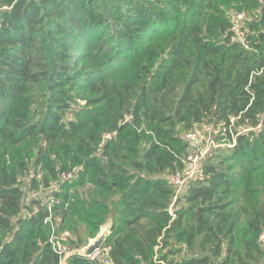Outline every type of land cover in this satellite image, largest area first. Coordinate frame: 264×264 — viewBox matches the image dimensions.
Segmentation results:
<instances>
[{
	"label": "trees",
	"instance_id": "16d2710c",
	"mask_svg": "<svg viewBox=\"0 0 264 264\" xmlns=\"http://www.w3.org/2000/svg\"><path fill=\"white\" fill-rule=\"evenodd\" d=\"M263 69L264 0H0V264H264ZM232 119L175 201L185 135Z\"/></svg>",
	"mask_w": 264,
	"mask_h": 264
},
{
	"label": "built area",
	"instance_id": "2783aa9c",
	"mask_svg": "<svg viewBox=\"0 0 264 264\" xmlns=\"http://www.w3.org/2000/svg\"><path fill=\"white\" fill-rule=\"evenodd\" d=\"M231 17L232 32L235 35L234 39L245 44L246 31L244 30V24L247 21L246 14L234 13ZM263 71L264 69L260 73H263ZM234 126V119H232L230 128H227L224 124H221L217 127L211 125H203L200 130L185 135V140L190 144V154L187 158V161L185 162L186 167L183 171L177 172L168 178L170 184L175 189V201L186 195L190 185L193 182L201 179L204 171V161L208 158V155H210L214 150L220 147V145L218 144L220 138L226 136L227 132H230L231 134L233 133ZM261 128L262 127L260 125L256 128V130L259 131L261 130ZM106 138H111V134H107ZM235 144L236 138L234 137L233 143L229 146L233 147ZM64 178L72 179L73 173L65 174ZM40 195L41 194L33 193L31 194V197L38 198V196ZM172 211L170 209L171 213ZM71 239L72 237L70 232L64 231L61 234H57L56 229L53 228L50 243L52 244L55 252L61 258L67 256L69 251L68 244ZM109 250L110 249H106L104 252L105 257L103 264H112L111 260L107 257ZM101 252L92 259L99 258Z\"/></svg>",
	"mask_w": 264,
	"mask_h": 264
},
{
	"label": "water",
	"instance_id": "95a60500",
	"mask_svg": "<svg viewBox=\"0 0 264 264\" xmlns=\"http://www.w3.org/2000/svg\"><path fill=\"white\" fill-rule=\"evenodd\" d=\"M112 227H113L112 221L104 225L101 228L99 234L95 238L90 239L87 246L79 249L76 252V255L89 258V259H92L93 257H95L105 247L107 239L110 237L112 233Z\"/></svg>",
	"mask_w": 264,
	"mask_h": 264
},
{
	"label": "rangeland",
	"instance_id": "374dc122",
	"mask_svg": "<svg viewBox=\"0 0 264 264\" xmlns=\"http://www.w3.org/2000/svg\"><path fill=\"white\" fill-rule=\"evenodd\" d=\"M256 18V17H255ZM223 138V137H222ZM219 139V145H220V149H223V148H230V146H229V142L226 140V139ZM88 189V187H86L85 188V190H87ZM52 192H53V189H50V190H47L46 192H44V196L43 195H40V196H38V198H40L41 199V201H43V202H45V200H47L48 198H50V197H48L50 194H52ZM48 197V198H47ZM173 210V208H171V211ZM110 222V221H109ZM108 224V223H107ZM72 240V239H71ZM87 246V245H86ZM85 247V246H84ZM81 248H83V247H81ZM81 248H79V249H81ZM78 249V250H79ZM78 250H76L75 251V253L78 251ZM157 258V257H156Z\"/></svg>",
	"mask_w": 264,
	"mask_h": 264
}]
</instances>
